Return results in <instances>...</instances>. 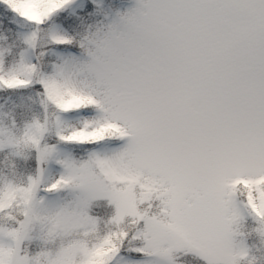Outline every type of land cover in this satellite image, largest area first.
Returning a JSON list of instances; mask_svg holds the SVG:
<instances>
[{"label":"snow or ice","instance_id":"6c2138e0","mask_svg":"<svg viewBox=\"0 0 264 264\" xmlns=\"http://www.w3.org/2000/svg\"><path fill=\"white\" fill-rule=\"evenodd\" d=\"M0 264H264V0H0Z\"/></svg>","mask_w":264,"mask_h":264}]
</instances>
